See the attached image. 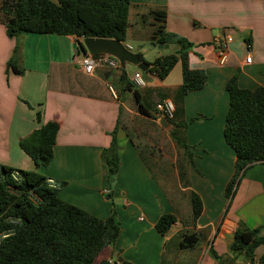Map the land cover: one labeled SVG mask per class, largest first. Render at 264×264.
<instances>
[{"label": "crops", "instance_id": "obj_1", "mask_svg": "<svg viewBox=\"0 0 264 264\" xmlns=\"http://www.w3.org/2000/svg\"><path fill=\"white\" fill-rule=\"evenodd\" d=\"M131 3V26L124 43L135 51L131 39L139 36L136 20L147 19L152 33L151 10L165 11L166 31L192 44L189 64L206 72L204 87L183 94L181 63L165 79L143 73L146 84L137 88L142 102L152 107L146 105L152 115H143L133 92L123 90L120 66H99L93 74L83 70L78 37L39 33L9 37L0 22V164L42 173L58 187L60 198L99 218L116 214L119 236L96 256V264H217V257L233 258L230 245L240 221L260 228L264 235V162L248 166L229 195L227 185L236 173L237 156L224 135L229 80L237 75L241 88L264 87V0ZM226 35L234 40L221 64L218 40ZM146 39L153 42L151 36ZM248 45L251 62H246ZM16 46L19 51L14 55ZM154 47L156 51L142 54L148 62L171 52ZM124 69L130 81L140 70L130 63ZM126 92L132 97L124 98ZM164 100L175 105L174 116L167 118L170 130L161 125L165 116L156 108ZM50 121L60 127L54 158L49 166H37L21 148L20 139ZM114 129L120 168L111 182L101 154ZM173 131L183 136L188 149L177 142ZM192 192L203 203L198 218L193 216ZM164 214H173L176 221L161 234L156 223ZM190 234L197 235L198 242L181 247L184 235ZM263 253L264 244L253 260L241 255L233 264H260Z\"/></svg>", "mask_w": 264, "mask_h": 264}, {"label": "trees", "instance_id": "obj_2", "mask_svg": "<svg viewBox=\"0 0 264 264\" xmlns=\"http://www.w3.org/2000/svg\"><path fill=\"white\" fill-rule=\"evenodd\" d=\"M131 0H0V22L5 24L10 37L22 33L73 35L80 37L112 38L125 42L131 26ZM153 26L151 40L156 43L179 44V53L155 58L145 72L165 79L177 63L182 66L183 94L204 87L207 75L203 69H192L189 64L187 39L166 31V13L151 10ZM19 47L14 49V55ZM9 65L13 67L11 59ZM125 65L120 66L123 90L133 92L139 113L152 115L142 102L133 81L128 80ZM15 68V66H14ZM16 69V68H15ZM18 72H23L21 69ZM143 72V71H142ZM227 89L230 107L226 117L224 135L236 152V173L227 185L228 194L235 191L244 170L256 162H264V87L254 90L238 85L233 76ZM41 122V115L37 114ZM55 121L42 123L20 139L21 148L32 157L37 166H49L59 132ZM117 129L112 132L110 145L101 157L108 168V179L113 182L120 168ZM173 137L184 148H189L182 135L173 131ZM194 218L203 210L201 197L191 193ZM176 221L173 214L162 215L156 229L165 234ZM116 214L99 218L59 196L57 186L36 170L14 168L0 164V264H96V256L120 233ZM199 238L184 235L180 246H194ZM264 244L260 228H249L242 221L234 232L230 245L233 258L217 257V264H233L239 256L253 260L256 249ZM264 264V253L259 258ZM100 264H112L109 261ZM122 264H132L123 262Z\"/></svg>", "mask_w": 264, "mask_h": 264}, {"label": "water", "instance_id": "obj_3", "mask_svg": "<svg viewBox=\"0 0 264 264\" xmlns=\"http://www.w3.org/2000/svg\"><path fill=\"white\" fill-rule=\"evenodd\" d=\"M153 46H157L160 49H170L172 52L179 53V44L169 43H156L152 42ZM77 46L82 54H108L116 57L120 66L126 63L137 66L141 71L145 72L149 69V64L142 60V57L137 52L127 48V45L120 40L112 38H100V37H80L77 41ZM161 125L167 129H171V124L167 117H162L160 121Z\"/></svg>", "mask_w": 264, "mask_h": 264}, {"label": "built area", "instance_id": "obj_4", "mask_svg": "<svg viewBox=\"0 0 264 264\" xmlns=\"http://www.w3.org/2000/svg\"><path fill=\"white\" fill-rule=\"evenodd\" d=\"M234 38L231 35H226L224 39L218 40L220 43V47H218V56L219 62L221 64H225L228 57V44L233 41ZM127 48L132 50L131 45H127ZM249 52L246 56V62L252 61V55L250 52V45H248ZM78 51V63L81 65L83 70L88 74H93L97 67L99 66H108L112 69L118 68L120 66L119 60L108 54H82L79 49ZM133 83L137 87H143L146 84V81L143 77V72L141 70L137 71L133 76ZM110 90L114 93L113 87H110ZM157 110L167 118H171L174 116L175 105L171 100H164L158 102L156 105Z\"/></svg>", "mask_w": 264, "mask_h": 264}, {"label": "rangeland", "instance_id": "obj_5", "mask_svg": "<svg viewBox=\"0 0 264 264\" xmlns=\"http://www.w3.org/2000/svg\"><path fill=\"white\" fill-rule=\"evenodd\" d=\"M149 21L147 19H141V18H138L136 20V23L134 25V29H135V32L138 33L139 32V36L137 37V35L135 37H133V39H131V42H132V45L134 46V50L138 53V54H143L145 52H148V51H156L157 48H155L154 46H152V42L150 41H147L148 39H146V36L149 37L152 35V33L150 32L152 29H151V24L148 23ZM151 29V30H150ZM7 32V31H6ZM151 33V35H150ZM145 34V35H144ZM8 35V34H7ZM9 36V35H8ZM144 36V37H143ZM10 37V36H9ZM141 46V47H140ZM143 46V47H142ZM160 51H164V52H169V50L167 49H161ZM143 56V55H142ZM178 65H180V62L178 63ZM145 75L147 74V72H143ZM126 97L124 98H128V95L129 97H132L130 96L129 93L126 92ZM126 99H125V102H126ZM135 102V101H134ZM143 103L145 105H147L150 109H152L151 107V104L150 103H146V101H143ZM153 166H154V171H155V174L158 178H160L161 182H165L166 180L163 179L160 175V172L158 169H155V167L157 166V163L153 162ZM176 184V181L174 182Z\"/></svg>", "mask_w": 264, "mask_h": 264}]
</instances>
